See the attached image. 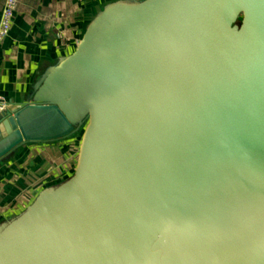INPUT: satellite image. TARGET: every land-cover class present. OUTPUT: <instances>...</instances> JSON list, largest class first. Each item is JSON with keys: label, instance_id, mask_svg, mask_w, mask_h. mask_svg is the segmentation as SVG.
Returning <instances> with one entry per match:
<instances>
[{"label": "water", "instance_id": "water-1", "mask_svg": "<svg viewBox=\"0 0 264 264\" xmlns=\"http://www.w3.org/2000/svg\"><path fill=\"white\" fill-rule=\"evenodd\" d=\"M81 136L0 224V264H264V0H123L16 109L0 164Z\"/></svg>", "mask_w": 264, "mask_h": 264}, {"label": "crops", "instance_id": "crops-1", "mask_svg": "<svg viewBox=\"0 0 264 264\" xmlns=\"http://www.w3.org/2000/svg\"><path fill=\"white\" fill-rule=\"evenodd\" d=\"M6 0H0V20ZM123 0H20L8 38L0 43V98L24 103L41 75L72 55L88 25ZM81 139L26 144L0 164V224L33 203L45 188L75 171Z\"/></svg>", "mask_w": 264, "mask_h": 264}, {"label": "built area", "instance_id": "built-area-1", "mask_svg": "<svg viewBox=\"0 0 264 264\" xmlns=\"http://www.w3.org/2000/svg\"><path fill=\"white\" fill-rule=\"evenodd\" d=\"M20 0H6L0 20V43L4 42L12 29L14 17ZM6 103L0 98V111L6 109Z\"/></svg>", "mask_w": 264, "mask_h": 264}, {"label": "rangeland", "instance_id": "rangeland-1", "mask_svg": "<svg viewBox=\"0 0 264 264\" xmlns=\"http://www.w3.org/2000/svg\"><path fill=\"white\" fill-rule=\"evenodd\" d=\"M77 137H78V140L81 139V136L80 135H78Z\"/></svg>", "mask_w": 264, "mask_h": 264}]
</instances>
